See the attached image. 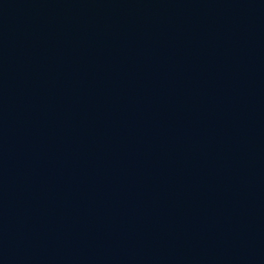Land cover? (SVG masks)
I'll use <instances>...</instances> for the list:
<instances>
[{"label": "water", "instance_id": "water-1", "mask_svg": "<svg viewBox=\"0 0 264 264\" xmlns=\"http://www.w3.org/2000/svg\"><path fill=\"white\" fill-rule=\"evenodd\" d=\"M0 264H264V0H0Z\"/></svg>", "mask_w": 264, "mask_h": 264}]
</instances>
